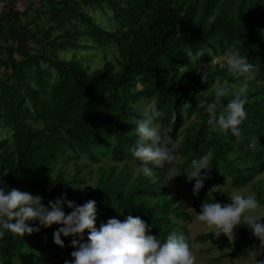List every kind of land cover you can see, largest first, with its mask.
I'll list each match as a JSON object with an SVG mask.
<instances>
[{"label":"trees","instance_id":"obj_1","mask_svg":"<svg viewBox=\"0 0 264 264\" xmlns=\"http://www.w3.org/2000/svg\"><path fill=\"white\" fill-rule=\"evenodd\" d=\"M39 3L32 17L29 9L20 12L12 6L0 20V170L10 169L0 179L6 187L39 195L46 206L61 193L77 205L93 199L97 228L131 214L151 224V233L162 240L173 230L190 238L184 223L189 214L179 207L181 195H171L162 168L156 169L155 182L145 177L130 151L137 140L136 121L144 118L137 110L142 100L163 112L154 121L162 131L171 128L173 139L182 134L177 178L187 181L184 171L191 160L208 153L209 169L201 170L207 173L206 191L226 179L240 187L264 173V0ZM198 48L211 54L206 51L197 67L188 56ZM233 48L247 56L255 72L242 138L213 129L199 106L201 100L215 99L218 82L227 80L234 91L238 88L242 78L228 72L225 60L210 64ZM111 50L112 60L90 69L96 51L105 56ZM230 99L220 98L218 113ZM104 158L113 165L100 168L92 185V171L84 170ZM132 163L138 167L136 175ZM263 191L261 185L257 197L264 206ZM200 196L198 212L203 202L211 201L204 193ZM70 211L65 205L66 214ZM56 228L40 226L39 232L22 237L6 233L0 238V264H39L57 256ZM234 232L244 229L238 226ZM214 236L211 231L198 240ZM71 239L63 238L62 251L73 259ZM254 243L264 256V241Z\"/></svg>","mask_w":264,"mask_h":264},{"label":"clouds","instance_id":"obj_2","mask_svg":"<svg viewBox=\"0 0 264 264\" xmlns=\"http://www.w3.org/2000/svg\"><path fill=\"white\" fill-rule=\"evenodd\" d=\"M215 20V16L210 18ZM210 49L198 48L189 57L191 64L201 63V58ZM217 60L213 62L217 64ZM225 64L229 73L242 78L234 91L225 80L218 82L215 99L199 101V106L207 114V123L213 129L230 132L242 138L241 125L247 120L245 108L248 99L250 81L255 78L254 65L239 48L231 49ZM231 96L223 111L218 113L221 97ZM163 116V112L155 103L144 112V118L136 121L137 140L130 149L132 155L140 161V168L145 177L155 182L157 168H164L177 158L180 142L166 134L154 121ZM255 147V145H251ZM211 153L191 160L184 171L188 180H195L193 194L196 195L204 187L207 173L201 170L209 169ZM10 169L0 170V177L8 174ZM83 187H78L83 189ZM231 203H220L215 199L201 204V211L196 212V219L204 222L209 231L216 236L221 233L233 239L234 230L240 225H246L252 234L264 241V207L257 198V193L249 192L230 194ZM43 198L17 188H9L0 179V238L7 234H32L40 231V226L49 227L52 224L61 225L53 234L54 242L60 247L65 246L63 237H72L70 246L71 260L64 264H197L198 257L193 251L190 238L182 231L173 230L165 239L151 233L152 225L146 223L140 216L129 214L125 219L111 218L107 223L96 225V201L87 200L77 205L67 197V193L54 200H49L46 206ZM65 205L70 212L66 214ZM28 221H38V225H30ZM87 240H85V230ZM264 264V261H261Z\"/></svg>","mask_w":264,"mask_h":264},{"label":"rangeland","instance_id":"obj_3","mask_svg":"<svg viewBox=\"0 0 264 264\" xmlns=\"http://www.w3.org/2000/svg\"><path fill=\"white\" fill-rule=\"evenodd\" d=\"M10 4L20 11H27L29 9V17L34 15L33 9L38 8L40 5L39 0H13ZM23 22H27V17L23 18ZM112 53L113 50H111V52L107 51L104 56L101 52L96 51L95 58L89 65L90 69L99 68L105 60H112ZM60 57L64 58L67 56L61 54ZM225 57L226 56L224 55L216 58V60H225ZM214 61L215 59H213L210 64H213ZM151 104L152 101L145 102L142 100L137 110L144 113L151 106ZM164 132L171 136L172 129L166 128L164 129ZM177 140L179 142L182 140V134L177 136ZM178 156L179 155L177 153L176 160L162 169L165 173L167 184L170 186L171 195H175L177 193L181 195L179 201L180 210L189 214L190 219L186 220L184 223L186 224L189 236L192 240L193 251L198 257L197 264H261V261H264L263 251L254 243L259 239L252 234L251 229H249L246 225H240L244 229V233L235 232L233 239L228 238L225 234L221 233L219 236L215 235L206 241L198 240L199 236L207 234L211 231L207 229L204 222H200L196 219V212H199L195 209V204L198 201H202L200 193H204L210 200L215 199L218 202H231L230 194H235L236 192L241 194H247L249 192L257 193L260 186H264V173L240 187H233L230 180L226 179L218 187L212 188L209 191L202 188L198 194L194 195L193 189H189L190 180L183 181L177 178L175 163L179 159ZM85 161L86 159H83V162ZM71 165L72 164L68 165L69 169L71 168ZM112 165V161L104 158L100 164H90L89 168L85 169L84 172H88L89 170L92 171V174L88 177V179L90 183L94 185L98 178L99 169L102 167L108 169ZM131 166L134 175H136L138 171L137 165L132 163ZM262 207L264 206L262 205ZM261 221L264 222V217L261 218ZM56 226V229H58L61 225L56 224ZM63 238L64 237L62 236V239ZM57 249L60 250L57 256L45 258L39 264H64L65 260H71V258L63 255L62 247L57 245Z\"/></svg>","mask_w":264,"mask_h":264},{"label":"crops","instance_id":"obj_4","mask_svg":"<svg viewBox=\"0 0 264 264\" xmlns=\"http://www.w3.org/2000/svg\"><path fill=\"white\" fill-rule=\"evenodd\" d=\"M7 2H8V0H0V17H1V14L6 7ZM18 11H20V10H18Z\"/></svg>","mask_w":264,"mask_h":264},{"label":"water","instance_id":"obj_5","mask_svg":"<svg viewBox=\"0 0 264 264\" xmlns=\"http://www.w3.org/2000/svg\"><path fill=\"white\" fill-rule=\"evenodd\" d=\"M11 8H12V4H10V6H9L7 12H6V14L0 17V20H2V19L5 18V16L10 12Z\"/></svg>","mask_w":264,"mask_h":264}]
</instances>
